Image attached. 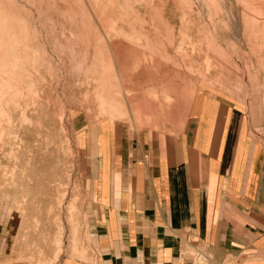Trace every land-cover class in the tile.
Segmentation results:
<instances>
[{
  "label": "rangeland",
  "instance_id": "obj_1",
  "mask_svg": "<svg viewBox=\"0 0 264 264\" xmlns=\"http://www.w3.org/2000/svg\"><path fill=\"white\" fill-rule=\"evenodd\" d=\"M257 18L264 0H0V204L11 193L0 264H98L99 119L139 124L146 103L156 127L178 96L151 86L164 75L186 106L199 87L264 102Z\"/></svg>",
  "mask_w": 264,
  "mask_h": 264
},
{
  "label": "crops",
  "instance_id": "obj_2",
  "mask_svg": "<svg viewBox=\"0 0 264 264\" xmlns=\"http://www.w3.org/2000/svg\"><path fill=\"white\" fill-rule=\"evenodd\" d=\"M168 78H149L178 93L156 127L146 103L139 124L99 119L90 189L98 264H193L192 250L264 264V102L253 95L240 105L199 87L186 106ZM10 194L0 204L1 235L11 228Z\"/></svg>",
  "mask_w": 264,
  "mask_h": 264
}]
</instances>
